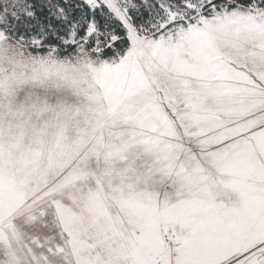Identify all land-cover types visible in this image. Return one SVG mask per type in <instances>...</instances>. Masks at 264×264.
I'll return each mask as SVG.
<instances>
[{
	"label": "rangeland",
	"instance_id": "374dc122",
	"mask_svg": "<svg viewBox=\"0 0 264 264\" xmlns=\"http://www.w3.org/2000/svg\"><path fill=\"white\" fill-rule=\"evenodd\" d=\"M31 48L0 28V264L264 259V40L221 44L211 89Z\"/></svg>",
	"mask_w": 264,
	"mask_h": 264
},
{
	"label": "snow or ice",
	"instance_id": "6c2138e0",
	"mask_svg": "<svg viewBox=\"0 0 264 264\" xmlns=\"http://www.w3.org/2000/svg\"><path fill=\"white\" fill-rule=\"evenodd\" d=\"M5 26L41 50H83L131 70L171 75L183 63L182 77L211 89L226 78L221 44L264 40V0H0Z\"/></svg>",
	"mask_w": 264,
	"mask_h": 264
},
{
	"label": "trees",
	"instance_id": "16d2710c",
	"mask_svg": "<svg viewBox=\"0 0 264 264\" xmlns=\"http://www.w3.org/2000/svg\"><path fill=\"white\" fill-rule=\"evenodd\" d=\"M4 31H5V33L10 37V38H13V39H15V40H17V41H24V42H27L26 41V39L23 37V36H18L14 31H9L8 30V28H7V26H5L4 28ZM30 50H32V51H39V52H41V51H45L46 49H43V50H41V49H39V48H31Z\"/></svg>",
	"mask_w": 264,
	"mask_h": 264
},
{
	"label": "crops",
	"instance_id": "0c3cea01",
	"mask_svg": "<svg viewBox=\"0 0 264 264\" xmlns=\"http://www.w3.org/2000/svg\"><path fill=\"white\" fill-rule=\"evenodd\" d=\"M3 249H4V252L6 254L5 262H8L10 260V256H12V258L14 260L11 264H17V262H15L17 257H15V258L13 257L14 254H17V248H14L13 246H10L8 243H6V246Z\"/></svg>",
	"mask_w": 264,
	"mask_h": 264
},
{
	"label": "built area",
	"instance_id": "2783aa9c",
	"mask_svg": "<svg viewBox=\"0 0 264 264\" xmlns=\"http://www.w3.org/2000/svg\"><path fill=\"white\" fill-rule=\"evenodd\" d=\"M264 242V241H263ZM257 249L261 252H264V243H261L257 246ZM264 257V256H263Z\"/></svg>",
	"mask_w": 264,
	"mask_h": 264
},
{
	"label": "bare ground",
	"instance_id": "6f19581e",
	"mask_svg": "<svg viewBox=\"0 0 264 264\" xmlns=\"http://www.w3.org/2000/svg\"><path fill=\"white\" fill-rule=\"evenodd\" d=\"M262 242H263V241H262ZM262 242H261V243H262ZM261 243H260V244H261ZM258 245H259V244H258ZM258 245H257V246H258ZM257 246H256L255 249H253V250H258V249H257Z\"/></svg>",
	"mask_w": 264,
	"mask_h": 264
}]
</instances>
